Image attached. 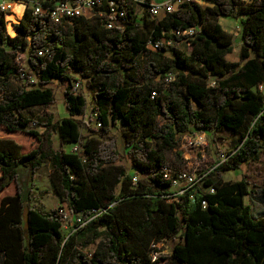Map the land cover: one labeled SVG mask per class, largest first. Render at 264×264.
<instances>
[{
	"label": "trees",
	"instance_id": "obj_1",
	"mask_svg": "<svg viewBox=\"0 0 264 264\" xmlns=\"http://www.w3.org/2000/svg\"><path fill=\"white\" fill-rule=\"evenodd\" d=\"M57 1L42 0L44 6ZM199 2L160 21L147 12L140 16L131 1L117 2V12H126L123 28L106 27L117 21L104 7L90 20L71 19L60 33L48 15L29 8L23 14V4L7 17L14 21L23 14L16 24L0 12V126L39 142L24 154L16 141L0 138V192L13 182L18 186L16 195L0 201L2 264H159L153 253L165 241H179L167 264H264V214L254 212L253 200L245 203L253 191L264 205V188L256 192L246 179H223L264 154V0ZM221 18L239 21L237 62L227 60L233 36ZM190 28L196 29L190 39L174 34ZM163 37L174 46L147 50L150 40ZM19 57L38 76L35 86L22 82ZM169 73L174 79L165 87ZM71 74L93 91L91 118L96 114L99 133L80 130L86 99L70 90ZM55 82L67 87L68 117L60 121L35 112L55 103ZM112 130L131 172L116 163L120 151ZM197 132H230L234 152L200 187L173 196L164 174L178 170L165 154ZM54 133L64 144H79L82 153L55 150ZM45 164L54 196L81 215L83 226L76 223L64 233L58 211L32 207L21 192V174L33 180Z\"/></svg>",
	"mask_w": 264,
	"mask_h": 264
},
{
	"label": "rangeland",
	"instance_id": "obj_2",
	"mask_svg": "<svg viewBox=\"0 0 264 264\" xmlns=\"http://www.w3.org/2000/svg\"><path fill=\"white\" fill-rule=\"evenodd\" d=\"M16 4H21L20 1ZM15 5L13 6L14 9ZM12 9V10H13ZM137 11L140 16H144L147 12L144 6H137ZM13 12V11H12ZM13 14V13H12ZM11 14V15H12ZM10 15H7V17ZM5 17V20H12ZM163 18V14H159L155 21H160ZM16 21V20H14ZM7 22V21H6ZM19 22V21H18ZM17 22V23H18ZM223 25L224 30L233 36V50L230 55L227 56L229 62H237L240 53V40H239V21L236 19H222L220 21ZM8 24V23H7ZM16 24V23H13ZM9 37H12L8 34ZM183 50L186 51L184 45L181 46ZM167 55H169L167 53ZM23 69L27 70L28 65L25 58L20 62ZM55 94V103L50 105L45 109H35V112L41 113L43 111L52 113L55 121H60L68 117L64 96L67 91V87L58 82L50 85ZM73 92V91H72ZM74 95L83 94L86 99V114L79 118L83 124L80 129L83 134H87L89 130L100 132L96 121L91 118L92 108H93V91L88 88L86 82L83 81L82 90H77ZM87 126V127H86ZM89 129V130H88ZM111 135L116 138V145L119 147V155L117 156L116 163L125 167L129 172L133 170L131 160L129 155L125 152V147L116 130L111 131ZM0 138L12 139L22 146V152L28 154L34 151L39 142L37 138L29 133L17 132L9 133L5 128L0 126ZM235 137L230 132H211V133H201L184 136L181 138L180 145L175 151L167 152L165 155L169 161L176 164L177 170L188 171V172H198L205 169H210L217 161H226L230 158L231 154L234 152L233 145ZM53 148L57 151H64L66 154H71L72 149L76 143L64 144L60 141L57 133L52 136ZM51 172L50 165L45 164L40 170L35 174L33 180L29 178V174L23 172L20 178V189L23 194H27L30 197L29 204L32 207L39 208L43 211L49 212L51 210L59 211L63 209L66 213H70L68 207L65 203L60 204L57 197L54 196L52 191V185L49 179V174ZM1 177V170H0ZM224 181H240L246 179L250 182V189L254 191H260L264 188V154H261L257 162L251 163L249 165H244L238 171L227 172L223 175ZM18 191V186L13 182L7 188L0 192V201L5 196H14ZM206 190H204V193ZM259 195L252 191L250 196L245 197V203L249 204L250 199L253 200L252 208L256 214H264V205L261 203ZM172 200H170L171 202ZM71 214V213H70ZM71 222L63 229V232H68ZM179 243V241H165L164 243L157 246L158 253L156 258L158 261L162 259L159 264H167L168 257L172 254L173 247ZM94 247L85 249V253L91 255ZM0 264H2V257H0Z\"/></svg>",
	"mask_w": 264,
	"mask_h": 264
},
{
	"label": "built area",
	"instance_id": "obj_3",
	"mask_svg": "<svg viewBox=\"0 0 264 264\" xmlns=\"http://www.w3.org/2000/svg\"><path fill=\"white\" fill-rule=\"evenodd\" d=\"M20 1L24 5V12L27 8H29L34 15H48L49 18L59 27V33L62 29L65 28L66 24L70 22L71 19L75 18H84L87 20L92 19L96 15H102V8L108 9V16L114 17L116 19V23L114 21H109L106 25L108 29H112L114 24H117L118 27L123 28L125 26V17L126 12L116 10V3L122 1H131L133 4L137 6H144L147 10V13L151 19H155L159 14H163V18L167 15L173 14L177 12L180 7L184 5H188L191 3H200L199 0H58L52 5L44 6L42 0H0V12H2L5 17L12 13L13 6L16 5V2ZM249 1V0H245ZM119 17H115V15ZM196 33L195 28H190L184 30L183 32L175 30L174 34L176 37H187L191 38ZM174 45L172 42L167 39L160 38L158 40H150L147 44V50L151 52H157L162 47L166 49L172 48ZM43 53H39L42 56ZM24 57H19L17 62L20 64L21 60ZM21 65V64H20ZM22 67V66H21ZM21 80L24 84L35 86L39 80L38 76H36L29 68L27 70H21ZM73 80L71 82L72 88L70 89L74 93H77V90H82L83 84L81 82V78L79 74H71ZM174 79V75L169 73L164 77L163 85L168 86ZM215 82L211 83V86H214ZM260 90H263V86L259 87ZM82 94V93H81ZM156 92L152 93V98L157 96ZM96 124L98 128L101 127L99 120L96 118V114H93ZM198 134L205 132H197ZM196 134V133H195ZM72 153L80 155L82 153V148L79 144H75ZM85 161V159H84ZM223 161H219L214 164L210 169H205L203 171L198 172H188L178 170L175 171V176H173L174 171L170 169H165L164 177L166 180H171V189L174 193L173 196H181L185 192L197 188V186H201V181L205 178L211 171H213L220 163ZM138 177L134 176V183L137 182ZM210 191L214 192L213 189L203 188L201 191ZM59 216L62 220V228L64 229L70 222L71 224L81 223V215L80 214H68L63 209L58 211ZM85 223H81L83 226ZM72 227V225H71ZM78 228V227H77ZM75 228V229H77ZM164 243V242H163ZM162 244V243H160ZM158 244V245H160ZM155 246L156 251L153 253V259L156 260V254L158 253L157 246Z\"/></svg>",
	"mask_w": 264,
	"mask_h": 264
},
{
	"label": "crops",
	"instance_id": "obj_4",
	"mask_svg": "<svg viewBox=\"0 0 264 264\" xmlns=\"http://www.w3.org/2000/svg\"><path fill=\"white\" fill-rule=\"evenodd\" d=\"M21 4H22V3H21ZM12 11H13V10H12ZM23 14H24V11H23ZM23 14H22V16L19 17V19H17L16 21H12V20H6V21L13 22V23H17L18 21H20V20L22 19ZM10 16H11V14H10ZM222 19H227V18H221L220 21H221ZM220 24H221V23H220ZM221 26H222V28L224 29L223 25H221ZM58 202H59L60 204H62L59 200H58Z\"/></svg>",
	"mask_w": 264,
	"mask_h": 264
},
{
	"label": "bare ground",
	"instance_id": "obj_5",
	"mask_svg": "<svg viewBox=\"0 0 264 264\" xmlns=\"http://www.w3.org/2000/svg\"><path fill=\"white\" fill-rule=\"evenodd\" d=\"M12 14V13H11ZM7 17V16H6Z\"/></svg>",
	"mask_w": 264,
	"mask_h": 264
}]
</instances>
